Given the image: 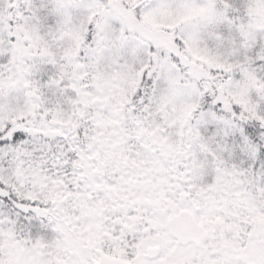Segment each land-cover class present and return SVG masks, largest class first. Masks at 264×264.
Wrapping results in <instances>:
<instances>
[{
  "label": "snow or ice",
  "instance_id": "obj_1",
  "mask_svg": "<svg viewBox=\"0 0 264 264\" xmlns=\"http://www.w3.org/2000/svg\"><path fill=\"white\" fill-rule=\"evenodd\" d=\"M0 264H264V0H0Z\"/></svg>",
  "mask_w": 264,
  "mask_h": 264
}]
</instances>
